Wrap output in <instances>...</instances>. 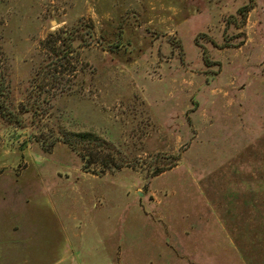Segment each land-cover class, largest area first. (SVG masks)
Here are the masks:
<instances>
[{
	"label": "rangeland",
	"instance_id": "374dc122",
	"mask_svg": "<svg viewBox=\"0 0 264 264\" xmlns=\"http://www.w3.org/2000/svg\"><path fill=\"white\" fill-rule=\"evenodd\" d=\"M0 74V264H264V0H0Z\"/></svg>",
	"mask_w": 264,
	"mask_h": 264
},
{
	"label": "trees",
	"instance_id": "16d2710c",
	"mask_svg": "<svg viewBox=\"0 0 264 264\" xmlns=\"http://www.w3.org/2000/svg\"><path fill=\"white\" fill-rule=\"evenodd\" d=\"M251 8V7H249ZM246 10H248V7H245L244 9H242V12L244 14H246ZM60 38H64L62 39V43L64 44V47H68L71 46V44L68 42L69 36L67 35H63ZM61 40V39H60ZM67 40V41H65ZM68 42V44H67ZM69 48V47H68ZM73 50L71 51H67L65 52V54L62 56L67 57L68 59L72 58L74 55L72 53ZM59 59V58H57ZM0 78H3V76L0 74ZM3 108V107H1ZM36 111V110H34ZM2 112L4 113V115H6V111L2 110ZM12 116V114H10ZM9 115V116H10ZM62 133V136H60L59 138H57L54 142H53V146L56 145L59 141H63L64 144L68 145L70 148H72L73 150L77 151L79 154H81L80 148H84L87 151H91L92 147H96V148H102V149H108V142H106L105 140H103L100 136H98L97 134L93 133V132H81V133H73L70 131H66L64 130ZM62 138V139H60ZM81 156V155H80ZM83 162H84V170L86 172H92L93 174H96L98 176H103L106 175L108 173V171H118L124 168V162L120 161H108V160H104L102 161V163L98 164L99 165V169H94L91 168L94 161H92V154L90 153L89 156H81ZM168 169H166L165 167L163 168H157L152 174L154 177H157L161 174H163L164 172H166Z\"/></svg>",
	"mask_w": 264,
	"mask_h": 264
}]
</instances>
